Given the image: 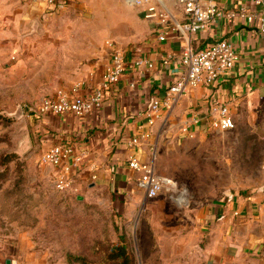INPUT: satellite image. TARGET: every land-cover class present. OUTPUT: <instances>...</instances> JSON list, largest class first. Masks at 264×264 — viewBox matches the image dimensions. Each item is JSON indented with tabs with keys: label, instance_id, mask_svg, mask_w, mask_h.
Segmentation results:
<instances>
[{
	"label": "rangeland",
	"instance_id": "1",
	"mask_svg": "<svg viewBox=\"0 0 264 264\" xmlns=\"http://www.w3.org/2000/svg\"><path fill=\"white\" fill-rule=\"evenodd\" d=\"M150 36L126 0H71L42 15L25 0H0L1 250L25 264H117L106 257L126 238L135 264H161L169 235L179 237L197 208L264 189L263 106L239 112L233 130L162 141L157 170L176 184L168 197L143 202L99 184L54 189L38 106L109 58L108 43L126 51Z\"/></svg>",
	"mask_w": 264,
	"mask_h": 264
},
{
	"label": "crops",
	"instance_id": "2",
	"mask_svg": "<svg viewBox=\"0 0 264 264\" xmlns=\"http://www.w3.org/2000/svg\"><path fill=\"white\" fill-rule=\"evenodd\" d=\"M25 1L38 14L49 12L42 0ZM215 2L224 11L246 8L250 12L261 13L264 10V0L263 6H256L252 0ZM175 15L181 17L179 12ZM149 26L151 36L137 50L155 64V69L143 75L136 74L131 65L136 49L131 47L126 50V72L119 84L104 91V103L100 109L85 118L73 114L40 116L43 129L48 131V146L44 152L54 145H69L76 154H84L79 170L72 174L78 192L99 184L112 187L116 195L134 196L143 202L154 201L164 195L168 197L167 194L175 191L176 184L171 177L157 170L158 147L162 141L172 137L173 140L178 138L179 142L181 138L196 139L208 130L227 132L211 127L212 111L216 106L224 105L229 109L235 127L239 112L264 107V34L259 23L250 24L237 19L229 24L219 20L195 36L192 47L199 51L210 43L229 41L239 56L236 66L215 86L192 90L172 109H163L161 119L150 125L146 111L151 101L183 74L178 64L162 66V58L171 54L181 55L187 42L169 36L166 42L161 43L155 26ZM108 63L109 58L105 56L86 72L83 81L79 82L84 84L83 95L102 84ZM193 119L199 123H192ZM187 123L192 124V137L181 133V128ZM133 140H138V144L133 145ZM132 156L142 162L153 163L156 172L168 181L158 198L148 199L139 189V174L128 165ZM47 167L54 180V167ZM167 204L160 203L164 207ZM148 205L152 207L153 203ZM195 212L190 222L180 223L179 237L174 232L169 235L171 256L163 255L161 264H264V235L259 234L264 229V189L254 196L237 193L220 202L203 205ZM8 261L10 264L26 263L18 255H10L0 249V264H8Z\"/></svg>",
	"mask_w": 264,
	"mask_h": 264
},
{
	"label": "built area",
	"instance_id": "3",
	"mask_svg": "<svg viewBox=\"0 0 264 264\" xmlns=\"http://www.w3.org/2000/svg\"><path fill=\"white\" fill-rule=\"evenodd\" d=\"M49 12L67 7L71 0H42ZM127 3L141 11L143 19L155 26L158 40L167 41L169 36H176L187 42L181 55H166L162 58V66L180 65L183 74L168 89L157 93L146 111L150 125H154L162 117L163 109L170 110L192 90L201 87L211 88L222 78L226 77L236 66L239 56L229 41L223 40L208 44L204 49L196 51L192 47V39L207 31L219 20L229 24L235 20L247 21L250 24L259 23L260 31L264 34V10L261 13L250 12L246 8L224 11L219 9L215 0H126ZM256 6H263V0H252ZM180 13L178 18L175 14ZM109 63L103 72L102 84L88 95H83L84 84L72 85L69 89H59L53 96L44 99L36 110L37 116L54 114L57 116L73 114L78 118L88 117L100 109L104 103V91L120 83L127 66L128 53L119 45L108 43ZM132 61L136 74L143 75L146 71L155 69V64L142 56L139 50L134 52ZM214 117L211 127L215 130L230 131L235 128V122L229 109L224 105L213 109ZM192 123L199 121L193 119ZM191 123L181 128V133L192 137ZM149 137L148 135L146 136ZM133 145L138 140H133ZM84 154L78 155L69 145H54L41 156L43 165L55 169L53 180L54 189L61 193H76L73 172L79 170ZM129 168L139 174L137 184L148 199L160 196L168 181L162 178L151 162H142L132 156L128 160Z\"/></svg>",
	"mask_w": 264,
	"mask_h": 264
},
{
	"label": "trees",
	"instance_id": "4",
	"mask_svg": "<svg viewBox=\"0 0 264 264\" xmlns=\"http://www.w3.org/2000/svg\"><path fill=\"white\" fill-rule=\"evenodd\" d=\"M121 242L107 255L106 260L117 264H135V258L131 253L126 238H120Z\"/></svg>",
	"mask_w": 264,
	"mask_h": 264
},
{
	"label": "water",
	"instance_id": "5",
	"mask_svg": "<svg viewBox=\"0 0 264 264\" xmlns=\"http://www.w3.org/2000/svg\"><path fill=\"white\" fill-rule=\"evenodd\" d=\"M8 264H10V261H8Z\"/></svg>",
	"mask_w": 264,
	"mask_h": 264
}]
</instances>
